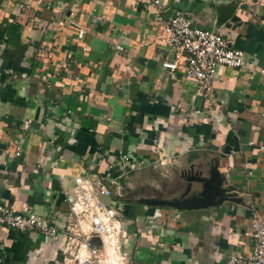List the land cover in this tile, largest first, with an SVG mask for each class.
I'll list each match as a JSON object with an SVG mask.
<instances>
[{
	"label": "crops",
	"instance_id": "1",
	"mask_svg": "<svg viewBox=\"0 0 264 264\" xmlns=\"http://www.w3.org/2000/svg\"><path fill=\"white\" fill-rule=\"evenodd\" d=\"M158 1L0 0V201L61 232L74 177L102 178L132 264H215L250 252V213H264V0ZM175 12L251 64L217 66L208 84L163 69L159 27ZM190 165L232 199L175 207L201 190ZM144 169L178 170V198H124L126 174ZM61 239L0 225V264H61Z\"/></svg>",
	"mask_w": 264,
	"mask_h": 264
},
{
	"label": "built area",
	"instance_id": "2",
	"mask_svg": "<svg viewBox=\"0 0 264 264\" xmlns=\"http://www.w3.org/2000/svg\"><path fill=\"white\" fill-rule=\"evenodd\" d=\"M151 2L156 6L159 3ZM76 29V36L81 37L84 30L78 26ZM159 29L160 40L171 52V57L161 60L160 66L180 71L186 79L208 84L217 66L244 68L251 64L227 38L194 25L181 12L162 21ZM260 72L264 74V69ZM14 153L18 154L17 148ZM121 157L130 159L128 155ZM123 163L118 167L123 168ZM73 183L72 191L64 193L68 210L61 232L46 217L32 211L14 212L1 201L0 225L45 237L60 235L57 248L62 254L61 264H132L123 250L127 234L122 226V204L117 201L120 194L105 185L102 178L76 176ZM246 234L253 240L250 252H232L215 264H264V213H250Z\"/></svg>",
	"mask_w": 264,
	"mask_h": 264
},
{
	"label": "rangeland",
	"instance_id": "3",
	"mask_svg": "<svg viewBox=\"0 0 264 264\" xmlns=\"http://www.w3.org/2000/svg\"><path fill=\"white\" fill-rule=\"evenodd\" d=\"M145 170H136V173L133 171L126 174L125 184H122V196L124 198L144 202H173L178 198L175 194L167 191L178 187L176 184L178 170H171L164 176Z\"/></svg>",
	"mask_w": 264,
	"mask_h": 264
},
{
	"label": "water",
	"instance_id": "4",
	"mask_svg": "<svg viewBox=\"0 0 264 264\" xmlns=\"http://www.w3.org/2000/svg\"><path fill=\"white\" fill-rule=\"evenodd\" d=\"M187 180L200 183L201 190L197 195L187 200L176 201L174 206L182 209H194L206 207L208 204L217 203L222 199L231 200L232 197L225 194L217 174L209 173L208 176H201L200 170H194L192 165L182 174ZM212 199L214 202H212Z\"/></svg>",
	"mask_w": 264,
	"mask_h": 264
}]
</instances>
